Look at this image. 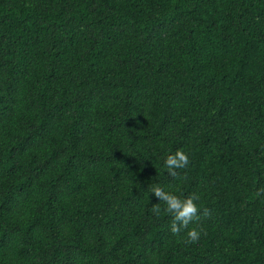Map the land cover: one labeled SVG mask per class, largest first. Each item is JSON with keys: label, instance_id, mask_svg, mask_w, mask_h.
I'll return each mask as SVG.
<instances>
[{"label": "trees", "instance_id": "obj_1", "mask_svg": "<svg viewBox=\"0 0 264 264\" xmlns=\"http://www.w3.org/2000/svg\"><path fill=\"white\" fill-rule=\"evenodd\" d=\"M260 189L264 0H0V264H264Z\"/></svg>", "mask_w": 264, "mask_h": 264}, {"label": "clouds", "instance_id": "obj_2", "mask_svg": "<svg viewBox=\"0 0 264 264\" xmlns=\"http://www.w3.org/2000/svg\"><path fill=\"white\" fill-rule=\"evenodd\" d=\"M190 161L189 156L180 149L170 153L164 160V165L167 170V174L170 177L175 178L178 175L180 169L188 167ZM150 192L158 198L159 201H163L165 207L163 212L171 216L170 232L173 235H179L182 231L186 230V238L184 243L193 244L199 241L202 227L199 225L189 228V225L193 222H199L201 214L207 215L208 209H200L198 207V201L201 199L199 194L192 193L188 196H178L172 192L165 191L159 185H153ZM264 195V189H260L256 192V196ZM157 217H159L162 209L159 203L152 204L150 209Z\"/></svg>", "mask_w": 264, "mask_h": 264}]
</instances>
